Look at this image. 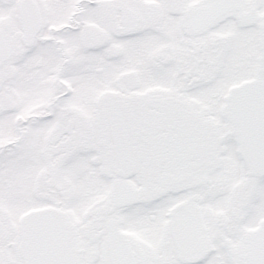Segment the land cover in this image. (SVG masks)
<instances>
[{
	"label": "snow or ice",
	"instance_id": "6c2138e0",
	"mask_svg": "<svg viewBox=\"0 0 264 264\" xmlns=\"http://www.w3.org/2000/svg\"><path fill=\"white\" fill-rule=\"evenodd\" d=\"M0 264H264V0H0Z\"/></svg>",
	"mask_w": 264,
	"mask_h": 264
}]
</instances>
